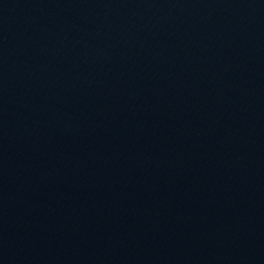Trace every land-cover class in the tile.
Listing matches in <instances>:
<instances>
[{"label": "water", "instance_id": "water-1", "mask_svg": "<svg viewBox=\"0 0 264 264\" xmlns=\"http://www.w3.org/2000/svg\"><path fill=\"white\" fill-rule=\"evenodd\" d=\"M0 264H264V0H0Z\"/></svg>", "mask_w": 264, "mask_h": 264}]
</instances>
